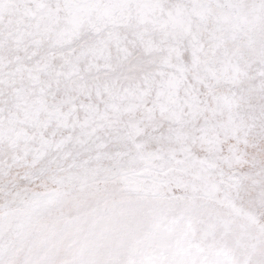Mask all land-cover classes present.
<instances>
[{
	"label": "snow or ice",
	"instance_id": "snow-or-ice-1",
	"mask_svg": "<svg viewBox=\"0 0 264 264\" xmlns=\"http://www.w3.org/2000/svg\"><path fill=\"white\" fill-rule=\"evenodd\" d=\"M0 264H264V0H0Z\"/></svg>",
	"mask_w": 264,
	"mask_h": 264
}]
</instances>
